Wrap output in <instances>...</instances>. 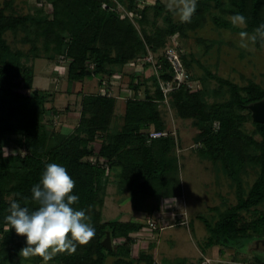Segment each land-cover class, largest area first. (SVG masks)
Wrapping results in <instances>:
<instances>
[{"label":"trees","instance_id":"16d2710c","mask_svg":"<svg viewBox=\"0 0 264 264\" xmlns=\"http://www.w3.org/2000/svg\"><path fill=\"white\" fill-rule=\"evenodd\" d=\"M35 1L41 7L31 13L18 12L12 0L0 10V264L24 258L20 252L26 246L25 237L17 235L5 217L10 214L13 202L30 211L38 207L31 189L40 182L49 163L66 167L75 181L71 194L79 196L73 207L85 211L86 222L95 228V234L86 243L74 241L75 251L57 250L49 261L30 255L25 257L28 262L108 264V260L114 258V264H157L149 252L133 256V246L148 228L147 221L121 222L118 218L107 222L103 219L108 170H121L119 190L128 191L134 210L148 214V218L164 211V201L182 197L179 163L172 155L174 138L169 134L164 138H149L153 131L167 130L160 110L165 98L157 76L142 79L139 72L131 74L129 91L135 93V98L126 100L120 130L111 132L118 98L84 94L79 123L70 134H65L48 125L47 104L53 94L34 89L35 73L28 62L64 60L70 85L97 78L101 88L108 82L112 89L111 79L120 77L129 63L151 51L161 66L159 78L170 82L174 71L162 54L168 39L187 38L189 33L203 28L209 19L217 27L256 35L255 30L264 24V0H197L190 20L180 24L174 21L176 12L162 0H156L153 6L143 0H118L133 18L124 16L113 0ZM47 6L51 10H46ZM151 11L156 20H165L166 27H157L150 34L147 28L151 24ZM235 14L246 18L245 28L239 29L228 19ZM8 34L15 42L29 48H14ZM254 45L264 50V40L259 37ZM179 52L190 80H195L193 64L181 48ZM205 74L217 80L221 89L227 88L229 100L209 104L204 88L194 91L183 85L169 94L168 101L180 119L197 124L202 143L200 154L213 163H222L239 188L237 205L220 213L219 222L213 225L204 216L199 218L209 232V245L221 251L238 249L240 253L249 244L264 239V228L255 237L238 229V218L243 212L264 205V124L253 122L248 110L250 104L264 99V88L254 81L241 87L207 69ZM150 83L156 86L154 94L148 86ZM202 84L206 85V81ZM139 92H142L141 97L137 95ZM51 110L53 116L58 114ZM248 122L254 127L251 133L246 130ZM215 124H219L218 130ZM11 137L23 154H6ZM98 141L101 142L99 148L96 147ZM247 166L258 168L259 175L245 193L239 175ZM150 200H154L155 205L148 206ZM181 219H177L178 224ZM252 225L258 229L255 222ZM107 233L113 241L111 251L102 245Z\"/></svg>","mask_w":264,"mask_h":264},{"label":"rangeland","instance_id":"374dc122","mask_svg":"<svg viewBox=\"0 0 264 264\" xmlns=\"http://www.w3.org/2000/svg\"><path fill=\"white\" fill-rule=\"evenodd\" d=\"M8 1L11 0H0V10ZM12 1H14L17 11L25 14L34 12L41 7L37 6L35 0ZM113 1L117 3L119 10L122 12L124 5L118 4V0ZM143 1L151 6L156 3V0ZM162 2L169 8L174 9L180 3V0H162ZM47 9L51 10V7L47 6ZM228 19L232 22V17ZM150 21L151 24L147 28L150 34L154 33L157 27H166L165 20L162 18L156 20L153 11L150 12ZM174 21L180 24L184 20L175 13ZM235 26L239 29L245 28L244 24ZM240 33L217 27L209 19L203 28L195 33H189L187 38L177 36L179 50L181 48L188 61L193 64L192 73L195 80H191V88L194 91L204 88L207 91L205 100L209 104L225 102L230 99V94L227 88H220V83L217 80L209 79L206 76V69L219 78L241 87L246 86L249 81H254L264 88V50H259L250 39L242 38ZM248 36L251 37L252 35ZM7 38L14 48H23L24 50L29 48L27 45L22 46L19 41L15 42L10 34ZM199 40L203 42L200 43ZM242 40L248 44V47H241ZM168 43L171 44L170 39H168ZM28 64L33 66L35 73L34 89L53 94L47 104L48 125L54 130L70 134L80 120L82 95L101 94L102 88L99 85V80L97 78L88 79L84 83L70 85L64 60L37 59L30 60ZM139 71H141V68ZM133 72H136L134 67H127L123 69L119 75L120 77L116 76L111 79L113 96L118 98L116 116L111 132L120 130L123 125L122 116L125 111L126 100L130 98L129 88ZM141 74L142 79H144L150 77L151 72L148 71L147 73V69H145ZM204 80L206 85H204L205 83L202 84ZM148 86L154 94L156 86L153 83ZM52 108L57 111V115L53 116ZM160 110L167 125L166 132L174 138L176 143L172 155L177 158L179 163L182 197L176 200L177 209L175 210H171V207H174L172 201L165 203L166 210L163 212V216L164 218L171 217L170 222L166 224L167 228L161 232H148L147 236L146 233H143L142 236L144 235L149 239L141 240L147 241L145 244L149 242L157 244L158 240L161 241L160 247L162 249H160V253L161 255L165 254L166 260L163 262V256L157 254L156 259L159 264H187L188 262V264H191L190 262L192 264H203L205 258L210 259L212 264H264V248L257 247L258 240L263 239L257 238L258 240L249 244L247 249L240 253L238 249L225 248L221 251L219 247L209 245V232L199 217L204 216L215 225L219 222L220 213L227 212L237 205L239 188L229 177L222 163H213L209 158L200 154L199 149L202 148V143L197 124L194 121L180 119L169 101L160 104ZM245 126L250 133L254 130L251 122H248ZM215 129H219V124H215ZM257 139L260 140L261 138L257 136ZM14 140V137L8 139L6 154H23V151L16 146ZM100 144L101 142L98 141L96 147L99 148ZM120 171V169L107 171L108 177L105 179L107 192L103 219L107 222L119 218L121 222L145 223L149 215L134 210L129 192L119 190ZM258 175L259 169L252 166L245 167L240 173L241 189L245 193H248ZM147 205H155V201L150 200ZM179 217L182 218L184 224H177ZM238 219V229L245 230L246 235L249 237H255L258 235L257 232L264 228L262 222V219H264V205L250 212H243ZM254 222L258 226L257 230L252 228ZM171 224H174V227H169ZM259 224L261 225L259 226ZM154 235L155 239L153 240ZM142 236L139 235L138 237L142 238ZM132 237L136 239L137 236L133 235ZM145 250L150 254H153L154 251L152 247L145 248ZM49 252H51V255L55 253L51 249H49ZM114 262V258L108 260V264H114ZM8 264L32 263L28 262L25 257H18L12 259Z\"/></svg>","mask_w":264,"mask_h":264},{"label":"clouds","instance_id":"9594fccd","mask_svg":"<svg viewBox=\"0 0 264 264\" xmlns=\"http://www.w3.org/2000/svg\"><path fill=\"white\" fill-rule=\"evenodd\" d=\"M196 4L197 0H180L172 10L182 20L188 21L196 10ZM232 23L243 25L246 18L242 14H235ZM255 32L256 35L251 37L247 32H241L240 35L253 43L258 37L264 40V24ZM241 47H248V44L242 40ZM74 186L75 181L66 167L58 163H49L40 182L31 189L32 199L38 207L30 211L18 202L11 204L10 214L5 220L17 235L25 237L26 246L21 249V255L24 257L39 255L45 261H49L52 259L49 249L52 252L66 249L75 251L74 241L86 243L94 236L95 228L86 222L85 211L73 207L79 201L78 195L71 194Z\"/></svg>","mask_w":264,"mask_h":264},{"label":"built area","instance_id":"2783aa9c","mask_svg":"<svg viewBox=\"0 0 264 264\" xmlns=\"http://www.w3.org/2000/svg\"><path fill=\"white\" fill-rule=\"evenodd\" d=\"M103 7L106 8L107 7L106 4ZM118 9H119V7H118ZM122 13L124 16H129L130 18H133V14L128 13L124 9H122ZM170 40H171V44L168 43L169 44L168 47L163 50L162 54L170 62L171 66L173 68L174 79L172 81L163 82L159 78L158 71L161 69V66H158L155 54H153L151 51H149L147 56H145L143 58H139L136 61H132L131 63H129L127 65V67H131V68L134 67V70H136V72L141 73L142 71L147 69V73H148V71L151 72L150 76H152V75L157 76V78L159 80L160 89L163 92V95L165 98V102H168V96L171 92L175 91L176 89L181 88L183 85H187V87L192 90L191 85H190V82H191L190 74L186 70V68L183 64V61H182V57H181L180 52H179V43L177 41V36L171 37ZM140 68H141V71H139ZM108 85H109L108 82H105L104 86L102 87L101 94L103 96H107V97H114L112 89H110L108 87ZM137 95H139V97H141L142 92H139ZM129 96H130V98H132V97L135 98V93L129 91ZM167 135H168L167 132L153 131L150 133L149 138L151 140H153V139L164 138ZM169 201H172L174 203V207L170 206L172 208L171 210L177 209L176 208V205H177L176 200H166L163 204V206H164L163 210L164 211L166 210L165 203H168ZM164 211H161L155 217L153 216V217L148 218V220H147L148 228L145 230V233L146 232L154 233L155 230H161L162 231V230L167 228L166 224H168L167 222L170 220L171 217L164 218V216H163ZM173 217H176V216H173ZM178 219H181V217H179ZM179 224H184L182 219H181ZM173 225L171 224V225H169V227H174ZM140 235L142 236V234H140ZM203 264H212V261L210 259L205 258V261L203 262Z\"/></svg>","mask_w":264,"mask_h":264},{"label":"water","instance_id":"95a60500","mask_svg":"<svg viewBox=\"0 0 264 264\" xmlns=\"http://www.w3.org/2000/svg\"><path fill=\"white\" fill-rule=\"evenodd\" d=\"M248 110L251 112L253 122L258 124H264V99L250 104L248 106ZM102 245L110 251L113 250V241L110 233H107V236L102 242ZM260 246L264 248V239L258 240L257 247Z\"/></svg>","mask_w":264,"mask_h":264},{"label":"crops","instance_id":"0c3cea01","mask_svg":"<svg viewBox=\"0 0 264 264\" xmlns=\"http://www.w3.org/2000/svg\"><path fill=\"white\" fill-rule=\"evenodd\" d=\"M147 233L148 232H146V236H147ZM146 236H142V238H139L137 241H136V243L134 244V246H133V256L134 257H138L139 256V254H140V252H142V251H146L145 250V248H150V247H152V249L154 250L153 251V257L155 258V261H156V263H157V259H156V255L157 254H159V255H161V253H160V249H162L160 246H161V241L160 240H158V242H157V244H155L154 242L152 243H148V244H145V243H147V241H145V240H141V239H149L148 237H146ZM152 239V238H151ZM155 239V235H154V238H153V240ZM161 256H163V258H162V261L163 262H165V260H166V258H165V254H162ZM188 261V260H187ZM189 263V262H188ZM187 263V264H188ZM191 264H192V262H190ZM157 264H159V263H157Z\"/></svg>","mask_w":264,"mask_h":264}]
</instances>
